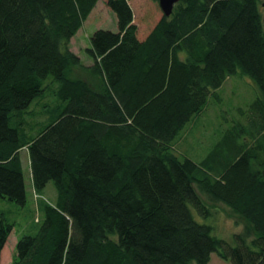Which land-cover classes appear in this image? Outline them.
Masks as SVG:
<instances>
[{
	"label": "trees",
	"instance_id": "obj_1",
	"mask_svg": "<svg viewBox=\"0 0 264 264\" xmlns=\"http://www.w3.org/2000/svg\"><path fill=\"white\" fill-rule=\"evenodd\" d=\"M97 2L0 0V198L25 204L22 149L35 192L56 189L10 264H264L261 1L179 0L166 16L104 0L116 29L92 32L84 64L71 41ZM235 77L256 93L220 111L195 159L178 138ZM208 203L241 220L234 242L195 219ZM13 226L0 215V263Z\"/></svg>",
	"mask_w": 264,
	"mask_h": 264
},
{
	"label": "rangeland",
	"instance_id": "obj_2",
	"mask_svg": "<svg viewBox=\"0 0 264 264\" xmlns=\"http://www.w3.org/2000/svg\"><path fill=\"white\" fill-rule=\"evenodd\" d=\"M261 1V9L264 24V0ZM158 5V4H157ZM160 10V8H159ZM116 29L115 14L109 9L104 0H98L95 7L90 12L87 19L74 35L71 42V50L79 54L84 64L90 62L85 48L89 46V37L95 29ZM74 72L81 76L86 75L85 71L75 68ZM255 88L246 83L243 77L229 79L222 90V104H210L207 109L196 118L187 129L178 138V145L181 150L192 155L195 159H201L204 156L207 144L213 139L214 130L219 120L220 111H225L234 115L235 110L242 103H247L255 95ZM54 100L52 91L46 92L43 97L36 98L31 103V108L38 109L41 101L50 103ZM240 102V104H238ZM209 104V103H208ZM216 104V103H215ZM23 163V176L25 183L26 201L23 206L0 198V215H3L9 222L13 223V228L8 237V242L2 250V259L0 264H10L15 252V243L17 239L26 233H34L40 223L42 212L39 201H47L54 204L56 201V189L52 181H49L45 188L36 193L31 179L29 154L25 149L21 150ZM26 158V160H25ZM211 205L212 215L209 218H202L192 207L191 211L195 219L199 222L211 223L213 225V234L217 237L234 242L233 235L242 227V222L237 215L231 213L220 203H208ZM208 264H232L230 260L221 258L217 252H212Z\"/></svg>",
	"mask_w": 264,
	"mask_h": 264
},
{
	"label": "water",
	"instance_id": "obj_3",
	"mask_svg": "<svg viewBox=\"0 0 264 264\" xmlns=\"http://www.w3.org/2000/svg\"><path fill=\"white\" fill-rule=\"evenodd\" d=\"M179 0H158L161 11L164 15L169 16L172 13L174 5Z\"/></svg>",
	"mask_w": 264,
	"mask_h": 264
},
{
	"label": "crops",
	"instance_id": "obj_4",
	"mask_svg": "<svg viewBox=\"0 0 264 264\" xmlns=\"http://www.w3.org/2000/svg\"><path fill=\"white\" fill-rule=\"evenodd\" d=\"M72 40H73V39H72ZM71 42H72V41H71ZM75 54H77V55L79 56L78 53L75 52ZM88 63H89V62H88ZM88 63H86V64H88ZM21 160H22V158H21ZM25 160H26V158H25ZM23 163H24V162H22V166H23Z\"/></svg>",
	"mask_w": 264,
	"mask_h": 264
}]
</instances>
